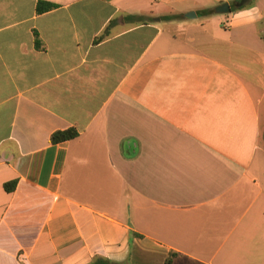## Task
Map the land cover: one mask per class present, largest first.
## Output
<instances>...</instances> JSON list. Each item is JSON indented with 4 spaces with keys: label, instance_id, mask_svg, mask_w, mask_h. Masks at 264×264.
Returning <instances> with one entry per match:
<instances>
[{
    "label": "crops",
    "instance_id": "obj_1",
    "mask_svg": "<svg viewBox=\"0 0 264 264\" xmlns=\"http://www.w3.org/2000/svg\"><path fill=\"white\" fill-rule=\"evenodd\" d=\"M239 2L0 0V264H264V0Z\"/></svg>",
    "mask_w": 264,
    "mask_h": 264
},
{
    "label": "trees",
    "instance_id": "obj_2",
    "mask_svg": "<svg viewBox=\"0 0 264 264\" xmlns=\"http://www.w3.org/2000/svg\"><path fill=\"white\" fill-rule=\"evenodd\" d=\"M55 6L46 2H39L37 5V12L38 13H44L47 11H50L54 8ZM212 14V12H205V15H209ZM173 19V18H170ZM36 44L39 46V42H36ZM78 137V133L71 129V130H67L64 132H56L52 135L51 137V143L52 144H58V143H62L65 141H71L74 140ZM16 187V182H10L4 185V190L6 192H12ZM176 255L175 254H171L167 260H166V264H171V259L174 258ZM90 264H121V263H115V262H111L107 259H103V258H95Z\"/></svg>",
    "mask_w": 264,
    "mask_h": 264
},
{
    "label": "rangeland",
    "instance_id": "obj_3",
    "mask_svg": "<svg viewBox=\"0 0 264 264\" xmlns=\"http://www.w3.org/2000/svg\"><path fill=\"white\" fill-rule=\"evenodd\" d=\"M234 6V5H233ZM202 17L201 15H199L195 20H194V24H195V27L193 28H190V29H186L184 30L181 26V23H176L178 24L177 26H173V31L176 33V35H179L181 38H187L189 36H195L197 38H199L202 33H201V29L198 27L199 26V23L202 22ZM191 22V21H190ZM163 25H166V23H163ZM171 27H168L167 26V30H169Z\"/></svg>",
    "mask_w": 264,
    "mask_h": 264
},
{
    "label": "water",
    "instance_id": "obj_4",
    "mask_svg": "<svg viewBox=\"0 0 264 264\" xmlns=\"http://www.w3.org/2000/svg\"><path fill=\"white\" fill-rule=\"evenodd\" d=\"M250 0H240V2L236 5L237 8H241L244 6L247 2ZM216 13L217 14H230L231 13V7L228 3H223L220 6L216 8ZM188 18L195 19L196 15L194 13H189L186 15Z\"/></svg>",
    "mask_w": 264,
    "mask_h": 264
}]
</instances>
